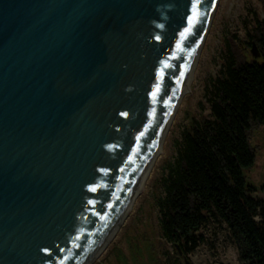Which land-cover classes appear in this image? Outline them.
I'll return each mask as SVG.
<instances>
[{"label":"water","instance_id":"obj_1","mask_svg":"<svg viewBox=\"0 0 264 264\" xmlns=\"http://www.w3.org/2000/svg\"><path fill=\"white\" fill-rule=\"evenodd\" d=\"M215 3L0 0V264L94 259L149 170Z\"/></svg>","mask_w":264,"mask_h":264},{"label":"trees","instance_id":"obj_2","mask_svg":"<svg viewBox=\"0 0 264 264\" xmlns=\"http://www.w3.org/2000/svg\"><path fill=\"white\" fill-rule=\"evenodd\" d=\"M231 46L212 85L209 116L189 119L161 180L158 222L172 246L167 264H181L197 246L204 212L225 222L240 264H264V198L252 196L244 174L255 162L250 136L264 127V21Z\"/></svg>","mask_w":264,"mask_h":264},{"label":"rangeland","instance_id":"obj_3","mask_svg":"<svg viewBox=\"0 0 264 264\" xmlns=\"http://www.w3.org/2000/svg\"><path fill=\"white\" fill-rule=\"evenodd\" d=\"M264 21L263 0H216L199 48L188 90L179 100L142 185L113 235L89 264H167L172 246L165 241L158 222V199L163 194L162 178L183 142L184 129L191 117L210 113L214 79L219 76L231 43L249 40L257 21ZM255 162L244 170L246 182L255 190L252 196L264 198V127L250 136ZM256 220L259 218L256 216ZM195 236L197 246L185 258L190 264H240L231 231L218 216L204 212ZM185 264L184 257H180Z\"/></svg>","mask_w":264,"mask_h":264},{"label":"bare ground","instance_id":"obj_4","mask_svg":"<svg viewBox=\"0 0 264 264\" xmlns=\"http://www.w3.org/2000/svg\"><path fill=\"white\" fill-rule=\"evenodd\" d=\"M194 63H195V62H194ZM193 67H194V65H193ZM193 67H192V70H193ZM192 70H191V72H192ZM190 79H191V73H190V75H189V77H188V79H187V81H186V83H185V85H184V88H183V91H182L181 97L183 96L185 90H186V89L188 90V85H189V81H190ZM181 97H180V99H181ZM173 113H174V112H173ZM169 124H170V123H169ZM167 127H168V125H167ZM167 127H166V130H167ZM166 130L164 131V133H163V135H162V137H161V140H160L158 146L156 147V150H155V153H154V158H155L156 154L158 153V151H159V149H160V146H161V143H162L163 137H164V135H165V133H166ZM154 158H153V160H154ZM153 160H152V162H153ZM152 162H151V164H152ZM151 164H150V166H151ZM150 166H149V168H150ZM146 174H147V173H146ZM145 177H146V175L144 176V178L142 179V181H141L140 184L138 185L137 189L135 190V192H134V194H133V196H132V199L129 201V203L127 204V206L124 208L119 223L121 222V220L124 218L125 214L127 213V211H128V209H129V207H130V205H131V203H132L134 197H135V196L141 191V189H142V185H143V182H144V180H145ZM119 223H118V225H119ZM118 225L113 229L112 233L108 236V238H107V240L104 242L103 246H102V247H101V248L95 253V256L98 255V253L101 251V249H102V248L106 245V243L109 241V239H110L111 236L113 235V233H114V231L116 230V228L118 227ZM95 256H94V257H95Z\"/></svg>","mask_w":264,"mask_h":264}]
</instances>
